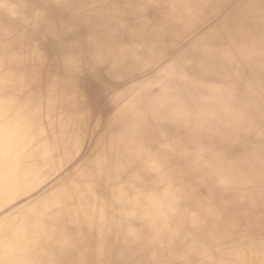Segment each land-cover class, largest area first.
<instances>
[{
  "label": "bare ground",
  "instance_id": "1",
  "mask_svg": "<svg viewBox=\"0 0 264 264\" xmlns=\"http://www.w3.org/2000/svg\"><path fill=\"white\" fill-rule=\"evenodd\" d=\"M0 264H264V0H0Z\"/></svg>",
  "mask_w": 264,
  "mask_h": 264
}]
</instances>
